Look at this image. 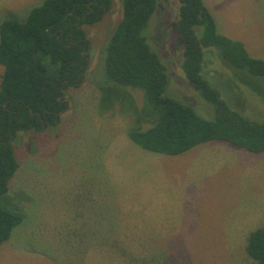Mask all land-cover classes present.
<instances>
[{
	"label": "rangeland",
	"instance_id": "1",
	"mask_svg": "<svg viewBox=\"0 0 264 264\" xmlns=\"http://www.w3.org/2000/svg\"><path fill=\"white\" fill-rule=\"evenodd\" d=\"M43 1L0 0V25L25 21ZM114 1L112 14L85 27L90 68L84 84L67 90L60 123L20 133L14 144L20 167L1 203L23 221L1 246L0 264H257L245 248L264 228V152L214 140L173 156L129 139L139 120L119 86L108 82L105 66L122 17L121 2ZM231 1L206 3L219 18L230 17L228 28L247 31V53L264 60V0H242L239 12ZM160 4L145 35L167 67V94L214 120V106L183 72V46L174 32L178 0ZM204 52L205 80L233 111L262 122L264 77L229 67L217 48ZM4 70L0 65V85ZM126 89L144 111V91ZM161 203H172L164 215L156 211Z\"/></svg>",
	"mask_w": 264,
	"mask_h": 264
},
{
	"label": "trees",
	"instance_id": "2",
	"mask_svg": "<svg viewBox=\"0 0 264 264\" xmlns=\"http://www.w3.org/2000/svg\"><path fill=\"white\" fill-rule=\"evenodd\" d=\"M162 0H120L122 17L105 50L108 82L132 104L139 127L128 131L141 148L164 155H180L214 140L252 153L264 152V120L254 122L233 111L222 93L203 77L204 50L217 48L229 67L264 77V60L251 57L244 45L218 33L204 0H178L174 27L183 46V72L194 89L214 106L216 119L200 117L191 105L167 94L169 75L145 35ZM114 0H44L23 22L0 25V249L23 221L6 209L1 198L20 167L14 144L20 133H41L56 127L69 106L64 90L80 87L90 68L92 42L86 26L113 13ZM123 87L125 89H121ZM140 89L146 107L139 111L131 90ZM146 128V129H145ZM249 258L264 264V228L246 244Z\"/></svg>",
	"mask_w": 264,
	"mask_h": 264
},
{
	"label": "crops",
	"instance_id": "3",
	"mask_svg": "<svg viewBox=\"0 0 264 264\" xmlns=\"http://www.w3.org/2000/svg\"><path fill=\"white\" fill-rule=\"evenodd\" d=\"M216 1V0H215ZM225 1V0H224ZM234 1V0H233ZM233 1H231V4L234 3ZM222 2V0H217V4H220ZM242 0H235V7H236V12L238 11L239 12V7L241 4ZM204 3L206 4V6L209 8V10L211 11V13L213 14L214 18H215V21H216V25H217V30H218V33L223 35V36H226L228 38H232L233 40L235 41H239L241 43H244V36L245 34L247 33V31H241L240 29L238 30V32H234L236 29H232V28H228L226 22L230 20V17L228 19V16H226V14L222 15L220 18L216 15V13H214L212 11V9H210L209 5L206 3V0H204ZM223 19H224V23H223ZM234 21V20H232ZM223 27H224V30H223ZM172 204V203H171ZM171 204H168V205H163L162 203L159 204V206L156 208V211L159 212V215H164V210H167ZM173 207V205H172ZM159 219H161L159 217Z\"/></svg>",
	"mask_w": 264,
	"mask_h": 264
},
{
	"label": "water",
	"instance_id": "4",
	"mask_svg": "<svg viewBox=\"0 0 264 264\" xmlns=\"http://www.w3.org/2000/svg\"><path fill=\"white\" fill-rule=\"evenodd\" d=\"M84 83H85V80L83 81L82 84H84ZM64 95H65V100L68 101V102H70V98L66 96V95H67V90H64ZM62 114H63V113H61V115H62Z\"/></svg>",
	"mask_w": 264,
	"mask_h": 264
},
{
	"label": "flooded vegetation",
	"instance_id": "5",
	"mask_svg": "<svg viewBox=\"0 0 264 264\" xmlns=\"http://www.w3.org/2000/svg\"><path fill=\"white\" fill-rule=\"evenodd\" d=\"M65 96V95H64ZM64 99H65V97H64Z\"/></svg>",
	"mask_w": 264,
	"mask_h": 264
}]
</instances>
